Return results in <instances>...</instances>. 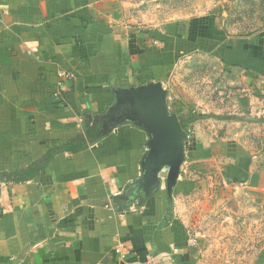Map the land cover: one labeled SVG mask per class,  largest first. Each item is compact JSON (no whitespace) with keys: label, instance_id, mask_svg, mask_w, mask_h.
<instances>
[{"label":"crops","instance_id":"0c3cea01","mask_svg":"<svg viewBox=\"0 0 264 264\" xmlns=\"http://www.w3.org/2000/svg\"><path fill=\"white\" fill-rule=\"evenodd\" d=\"M129 23L122 0H0V264H210L209 200L264 203V23L242 36L168 24V48L213 44L244 88L240 115L194 123L165 89L152 28ZM150 83L187 133L171 189L167 170L157 188L144 179L151 135L117 106Z\"/></svg>","mask_w":264,"mask_h":264},{"label":"rangeland","instance_id":"374dc122","mask_svg":"<svg viewBox=\"0 0 264 264\" xmlns=\"http://www.w3.org/2000/svg\"><path fill=\"white\" fill-rule=\"evenodd\" d=\"M122 2L126 22L139 26L142 32L152 28V44L161 56L159 66L171 68L163 78L165 89L175 90L173 101L182 106L188 116L201 114L203 110L210 118L221 120L241 114L239 100L244 88L228 79L217 47L192 41L193 44L185 48L171 50L165 45L166 27L174 22L205 20L230 35L252 34L264 23L262 0ZM199 221V231L206 234L203 240L208 263L218 260L242 264L254 262L264 254V203L261 200L243 196L220 203L210 199Z\"/></svg>","mask_w":264,"mask_h":264},{"label":"water","instance_id":"95a60500","mask_svg":"<svg viewBox=\"0 0 264 264\" xmlns=\"http://www.w3.org/2000/svg\"><path fill=\"white\" fill-rule=\"evenodd\" d=\"M117 106L136 115L151 135L150 150L145 159L144 179L152 182V189L161 182V173L167 170L169 189L175 184L185 160L184 141L187 133L178 117L168 110L166 91L160 83L121 90Z\"/></svg>","mask_w":264,"mask_h":264},{"label":"built area","instance_id":"2783aa9c","mask_svg":"<svg viewBox=\"0 0 264 264\" xmlns=\"http://www.w3.org/2000/svg\"><path fill=\"white\" fill-rule=\"evenodd\" d=\"M196 243V239L192 238L191 240V244H195ZM134 264H178L177 261L175 260H164V261H157V260H154V259H150V260H146V261H137L136 263Z\"/></svg>","mask_w":264,"mask_h":264},{"label":"trees","instance_id":"16d2710c","mask_svg":"<svg viewBox=\"0 0 264 264\" xmlns=\"http://www.w3.org/2000/svg\"><path fill=\"white\" fill-rule=\"evenodd\" d=\"M201 117H206V115H202V114H198V115H190L188 117V121L191 123L193 121H195L196 119L198 118H201Z\"/></svg>","mask_w":264,"mask_h":264}]
</instances>
